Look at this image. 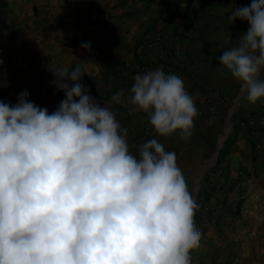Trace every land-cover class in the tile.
<instances>
[{
	"label": "clouds",
	"instance_id": "1",
	"mask_svg": "<svg viewBox=\"0 0 264 264\" xmlns=\"http://www.w3.org/2000/svg\"><path fill=\"white\" fill-rule=\"evenodd\" d=\"M229 18L249 28L217 59L255 104L264 99V0ZM48 69L65 97L54 112L26 90L15 105L0 101V264H192L198 204L176 153L153 138L133 155L127 129L89 95L80 65ZM130 93L158 136L191 137L198 112L182 78L158 67L137 74Z\"/></svg>",
	"mask_w": 264,
	"mask_h": 264
},
{
	"label": "crops",
	"instance_id": "2",
	"mask_svg": "<svg viewBox=\"0 0 264 264\" xmlns=\"http://www.w3.org/2000/svg\"><path fill=\"white\" fill-rule=\"evenodd\" d=\"M251 2L237 0L236 7ZM230 3L0 0V84L8 83L0 86V101L15 105L26 90L30 101L52 113L65 97L48 66L79 64L89 95L127 129L130 153L138 157L139 146L153 138L176 153L198 204L201 241L190 253L192 264H264V99L249 103L217 59L249 28L246 21L232 22ZM175 26L182 34L173 36ZM76 32L80 37L67 46ZM158 38H167L178 55L168 51L160 60ZM158 67L182 78L194 99L198 114L186 140L179 133L158 136L148 114L129 102L134 77ZM121 90V103H113Z\"/></svg>",
	"mask_w": 264,
	"mask_h": 264
},
{
	"label": "built area",
	"instance_id": "3",
	"mask_svg": "<svg viewBox=\"0 0 264 264\" xmlns=\"http://www.w3.org/2000/svg\"><path fill=\"white\" fill-rule=\"evenodd\" d=\"M236 2H237V0H231V3H230V7H231V9H232V11H234L235 10V8H236ZM177 34H182V31H180V29L177 27V26H175L174 27V34H173V36H176ZM80 37V33L79 32H76L75 33V37H74V40H67L66 41V45L67 46H72L73 45V43H74V41L76 40V39H78ZM156 43L157 44H161L160 45V51H159V53H158V58L160 59V60H163V59H165V54H166V52H168V51H170V53L172 54V55H178V51H176V49H174L173 47H172V45L168 42V39L167 38H158L157 40H156ZM164 61V60H163Z\"/></svg>",
	"mask_w": 264,
	"mask_h": 264
},
{
	"label": "trees",
	"instance_id": "4",
	"mask_svg": "<svg viewBox=\"0 0 264 264\" xmlns=\"http://www.w3.org/2000/svg\"><path fill=\"white\" fill-rule=\"evenodd\" d=\"M259 130H261L263 133H264V127L262 128V129H259ZM247 132H248V134L249 135H251V130L250 129H247ZM250 142V145H252L253 146V142L252 141H249ZM220 160H218V162H219Z\"/></svg>",
	"mask_w": 264,
	"mask_h": 264
}]
</instances>
